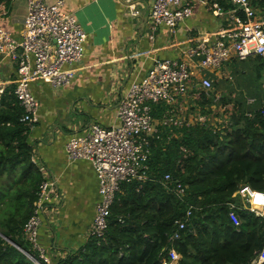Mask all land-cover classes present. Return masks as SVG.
I'll return each instance as SVG.
<instances>
[{
  "label": "built area",
  "instance_id": "1",
  "mask_svg": "<svg viewBox=\"0 0 264 264\" xmlns=\"http://www.w3.org/2000/svg\"><path fill=\"white\" fill-rule=\"evenodd\" d=\"M256 1L259 0H226L232 5L233 12L243 15L242 19L235 17V25H228L212 36L203 35L188 44L179 58L156 59L146 76L132 80L118 98L116 116L119 125L102 127L97 122H90L80 132L69 136L65 143L67 159L90 162L98 182L99 199L87 230L88 237L93 236L98 241L105 238L110 208L122 182L149 179L147 161L152 138H159L164 129L172 131L192 126L210 127L219 136L226 133L234 105L221 104L213 81L195 77L193 68L219 67L231 54L238 60L255 56L264 65V20L255 18L252 4ZM25 3L19 37L0 26V59L8 60L15 68L12 91L23 108L20 121L31 130L38 121L39 103L31 92L30 83L38 79L52 87L68 85L75 76L72 66L82 60L86 33L77 18L64 11L65 0H55L51 4L46 0H25ZM213 5L216 7L214 12L219 14L216 4ZM127 8L130 16L140 14L133 4H128ZM191 13L192 6L187 0H152L147 12L149 38H154L159 26H165L169 33L175 32L178 24ZM2 92L0 89V94ZM201 101L205 102L203 107ZM253 101L248 99V102ZM158 110L161 111L159 117L154 115ZM260 113L264 117V109H260ZM31 162L36 165L33 157ZM37 170L42 179L35 205L22 229V240L28 249L13 245L35 264H51L39 242V227L48 206L59 201V192L55 182L44 176L42 164ZM159 182L178 198L185 197L187 185L179 179L166 173ZM246 187L257 191L243 184L236 192V200L226 203L228 216L236 228L239 224L237 211L249 212L264 221V209L251 208V196L244 190ZM193 209L194 206L189 205L185 219L175 222L176 228L168 238L171 243L179 239L180 231L187 227ZM165 250L167 255L161 257L160 264H180L181 256L174 247H165ZM250 264H264V241Z\"/></svg>",
  "mask_w": 264,
  "mask_h": 264
},
{
  "label": "trees",
  "instance_id": "2",
  "mask_svg": "<svg viewBox=\"0 0 264 264\" xmlns=\"http://www.w3.org/2000/svg\"><path fill=\"white\" fill-rule=\"evenodd\" d=\"M1 4L7 9L9 0H0ZM10 91L11 87L0 94V264H31L13 243L28 249L22 229L42 176L31 162L30 130L20 121L23 108ZM200 104L203 107L205 102ZM260 109L247 116L246 109L233 107L223 136L210 127L192 126L164 129L159 138H152L149 179L122 182L110 208L105 238L89 237L61 264H160L167 255L165 247L171 246L180 254V264H250L264 241V221L237 211L236 228L226 203L235 199L243 184L264 191ZM166 173L187 185L184 198L159 182ZM189 205L194 209L187 227L171 243L168 238L175 222L185 219Z\"/></svg>",
  "mask_w": 264,
  "mask_h": 264
},
{
  "label": "crops",
  "instance_id": "3",
  "mask_svg": "<svg viewBox=\"0 0 264 264\" xmlns=\"http://www.w3.org/2000/svg\"><path fill=\"white\" fill-rule=\"evenodd\" d=\"M54 1L46 0L50 4ZM187 1L192 6L190 17L173 33L159 26L150 39L147 12L152 0H65L64 11L73 14L86 33L83 57L72 66L75 76L66 86L52 87L38 79L30 83L39 110L38 121L27 136L34 167L42 164L44 176L55 182L59 192V201L48 206L39 227V242L51 264H61L85 246L99 199L91 163L67 159L65 143L69 136L90 122L102 127L119 125L116 105L120 94L132 80L146 76L156 59L179 58L188 44L235 25V17L243 18L226 0ZM128 4L135 5L140 14L130 16ZM252 5L255 18L264 20V0ZM25 12V0H9L7 9L1 4L0 26L19 37ZM193 74L211 79L215 92L223 100L235 101L234 107L246 109L245 114L264 109V65L258 57L238 60L231 54L219 67L193 68ZM257 79H261L260 91H255ZM15 80V68L0 59V89L11 87L12 91Z\"/></svg>",
  "mask_w": 264,
  "mask_h": 264
},
{
  "label": "clouds",
  "instance_id": "4",
  "mask_svg": "<svg viewBox=\"0 0 264 264\" xmlns=\"http://www.w3.org/2000/svg\"><path fill=\"white\" fill-rule=\"evenodd\" d=\"M244 190L250 192L251 198L249 203L252 209H264V193L252 191L248 187H246Z\"/></svg>",
  "mask_w": 264,
  "mask_h": 264
},
{
  "label": "rangeland",
  "instance_id": "5",
  "mask_svg": "<svg viewBox=\"0 0 264 264\" xmlns=\"http://www.w3.org/2000/svg\"><path fill=\"white\" fill-rule=\"evenodd\" d=\"M260 82H261V79H257L256 81H255V85H256V88H255V91H260L261 90V88H260ZM221 99H222V97H221ZM227 102H225V103H223V100L221 101V104H223V105H226V104H233V102H235V101H230V100H226ZM228 101H230V102H228ZM236 103V102H235ZM229 104V105H230ZM214 119L212 118L211 119V121H213ZM11 184V182L9 183V185ZM13 196V192H9V197H12ZM17 246V245H16Z\"/></svg>",
  "mask_w": 264,
  "mask_h": 264
}]
</instances>
